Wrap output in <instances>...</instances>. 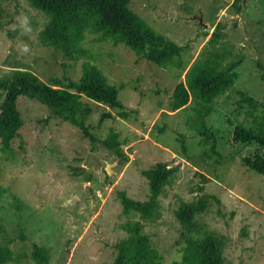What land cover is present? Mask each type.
Listing matches in <instances>:
<instances>
[{"label": "rangeland", "instance_id": "rangeland-1", "mask_svg": "<svg viewBox=\"0 0 264 264\" xmlns=\"http://www.w3.org/2000/svg\"><path fill=\"white\" fill-rule=\"evenodd\" d=\"M128 7L182 46V70L159 67L94 34L83 40L90 58L68 59L39 43L47 22L42 12L27 0H0V75L19 66L45 83L64 82L76 80L80 64L89 61L108 84L121 86L118 98L128 113L121 118L115 108L81 97L91 108L85 120L90 132L101 140L113 130L122 141L127 160L119 162L77 127L58 118L45 120L43 105L17 97L22 126L8 149H0V249L11 256L5 264H36L32 244L45 249L46 264H109L114 244L125 236L121 223L138 219L120 212L118 192L144 200L148 191L141 171L156 162L173 172L158 196L159 216L140 222L159 264L180 259L183 242L173 216L179 200L203 193L215 195L219 204L211 202L194 219L201 230L225 236L224 263L264 264V178L240 164L246 147L230 139L236 123L262 126L263 106L252 107L242 97L264 102V0H130ZM25 17L31 31L25 30ZM215 29L221 36L209 44ZM212 52L224 54L222 63L238 61L237 78L212 99L204 117L214 152L189 123L199 104L189 97L176 110L167 105L189 64ZM105 111L113 117L99 122Z\"/></svg>", "mask_w": 264, "mask_h": 264}, {"label": "trees", "instance_id": "trees-1", "mask_svg": "<svg viewBox=\"0 0 264 264\" xmlns=\"http://www.w3.org/2000/svg\"><path fill=\"white\" fill-rule=\"evenodd\" d=\"M130 0H27L34 9L47 17V22L39 33V43L59 50L68 59L88 57L83 46L86 34L97 35L98 39L109 40L112 44H122L138 57L144 58L159 67H175L182 70L185 61L181 58L182 46L156 32L147 22L129 7ZM206 35V32L203 33ZM221 33L215 29L208 39L214 44ZM224 59L223 53L212 52L208 56L194 59L184 73V82H177L167 102L170 111L184 106L192 97L200 108L195 109L189 123L207 142L214 152L215 139L205 125L204 117L209 113V103L214 97L229 88L237 78L236 60ZM81 72L76 80L64 82L53 78L48 84L40 80L30 70L13 66L0 75V149L6 151L10 141L18 135L22 119L16 106L17 97L24 96L43 105L47 114L45 120L58 118L77 127L90 143L98 141L111 151L119 162L127 156L121 149L122 141L117 133L110 130L108 135L98 140L85 123L91 111L90 106L81 101L85 97L94 103L115 108L116 115L125 118L127 110L118 98L121 86L108 84L98 68L89 61L80 64ZM252 107L263 106L251 97L243 95ZM108 112H101L98 121L112 118ZM262 126L251 127L236 123L232 126L230 139L234 144L246 147L239 156V162L246 169L264 178V109L260 116ZM173 169L165 168L163 162H156L141 171L146 179L147 196L135 200L118 192L124 215L136 214L138 219L121 223L125 236L115 244V255L109 264H159L160 256L152 246L149 237L143 232L140 220H154L159 216L158 196ZM202 182L206 177H201ZM201 191V185L196 187ZM219 200L212 194H200L191 200H179L173 216L179 225V238L183 242L180 259L167 264H225L222 249L225 236L209 230H201L195 215ZM30 256L36 264H46L47 254L43 247L32 244ZM11 260L8 249H0V264Z\"/></svg>", "mask_w": 264, "mask_h": 264}, {"label": "clouds", "instance_id": "clouds-1", "mask_svg": "<svg viewBox=\"0 0 264 264\" xmlns=\"http://www.w3.org/2000/svg\"><path fill=\"white\" fill-rule=\"evenodd\" d=\"M23 24H24V26H25V30H26V31H31L30 28H27V27H26L27 24H28V18H27V17L24 18V20H23ZM23 50H24L25 52H27V51H28L27 46H25Z\"/></svg>", "mask_w": 264, "mask_h": 264}]
</instances>
